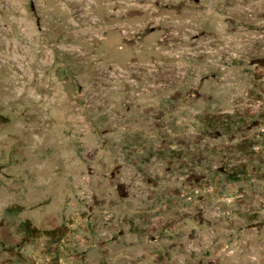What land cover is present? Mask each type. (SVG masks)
<instances>
[{"label":"rangeland","instance_id":"1","mask_svg":"<svg viewBox=\"0 0 264 264\" xmlns=\"http://www.w3.org/2000/svg\"><path fill=\"white\" fill-rule=\"evenodd\" d=\"M0 116V264H264V0H0Z\"/></svg>","mask_w":264,"mask_h":264},{"label":"bare ground","instance_id":"2","mask_svg":"<svg viewBox=\"0 0 264 264\" xmlns=\"http://www.w3.org/2000/svg\"><path fill=\"white\" fill-rule=\"evenodd\" d=\"M138 1V0H137ZM149 1V0H148ZM182 1V0H181ZM129 2V1H128ZM152 2V1H151ZM175 2V1H174ZM130 3V2H129ZM166 3V2H165ZM177 4V3H176ZM144 6V5H143ZM155 8V7H154ZM184 8H186V7H184ZM143 9H145L146 11H148V13L144 16V19L145 20H147L146 22V26H150V25H153V24H155V28L157 29V28H160L162 25H163V22H165V21H167V27L165 28V36H163V37H161V43H162V45L163 46H167V47H169V46H171V42L174 40V39H176V40H178L179 41V45H181L180 46V48H182V49H184L185 51H186V49H188V50H195V49H201V48H203V47H205L204 46V44L203 43H205V42H203L200 38H198V37H196L195 36V31H194V29H196L197 28V26L196 27H194V22H196L194 19V17H196V16H201V15H205L206 14V12L204 11V12H202V13H199V14H196V12L192 15V11L190 12V11H188V10H184L183 11V16L182 17H192V18H190V20L189 21H181L180 23H177L179 26H181L182 27V29L183 30H181V32L180 33H178V35H176L175 33H173L172 32V29L171 28H169L168 26H170L171 27V25H169L170 23L172 24V22H173V18H174V14L175 13H172V14H168V18L169 19H165L164 17H161L162 16V14H161V12H159V11H155V10H153L152 9V7H144ZM174 11V10H173ZM143 13V12H142ZM157 14H159V15H161V16H159V15H157ZM167 14V13H166ZM165 15V14H164ZM176 15V14H175ZM178 16V15H177ZM217 17H219V16H217ZM221 17V16H220ZM143 19V20H144ZM177 19V18H176ZM181 19V18H180ZM201 19V18H200ZM222 19H223V17H222ZM226 19V18H225ZM168 20H170V21H168ZM179 20V19H178ZM199 20H197V22H198ZM142 22V21H141ZM176 22V21H175ZM204 22V21H203ZM203 22H201V23H203ZM174 23V22H173ZM199 23V22H198ZM176 24V23H175ZM196 24V23H195ZM142 25V24H141ZM164 25H165V23H164ZM204 26V25H203ZM173 27V26H172ZM188 28V29H187ZM166 29H167V31H166ZM200 31V30H199ZM221 32V31H220ZM126 33L128 34V32L126 31ZM198 33V32H197ZM189 35V36H188ZM233 37V36H232ZM231 37V38H232ZM218 40V39H217ZM177 41V42H178ZM208 41V40H207ZM206 41V42H207ZM220 41V40H219ZM173 43V42H172ZM213 43V42H212ZM219 43V42H218ZM207 44V43H206ZM220 44H222V43H220ZM176 48V47H175ZM209 49V48H208ZM179 50V49H178ZM174 53V52H173ZM173 55V54H172ZM176 65V64H175ZM178 73H180L178 70H177V67H175L173 70H168L166 73H163V75H164V77L166 78V79H173V78H175L177 75H179ZM200 75H202V74H200ZM162 76V75H161ZM199 76V75H198ZM173 80H175V79H173ZM164 85V84H163Z\"/></svg>","mask_w":264,"mask_h":264},{"label":"trees","instance_id":"3","mask_svg":"<svg viewBox=\"0 0 264 264\" xmlns=\"http://www.w3.org/2000/svg\"><path fill=\"white\" fill-rule=\"evenodd\" d=\"M4 117L0 116V122ZM204 122L212 129H223L225 131H231L234 128H241L239 125V121L235 119V115L233 114H220V115H207L204 117ZM247 143V141H246ZM251 148L252 143L248 144ZM165 154V153H162ZM247 165L243 164L241 167H236L233 173L228 175V180L230 181H238L240 180V176L247 175ZM19 208H9L7 210L8 214H13L18 212ZM21 228L24 232L30 237H38L41 234V231L35 227H32V223L30 221H25L21 223ZM68 228L65 225H62L53 230H46L43 234L47 237L48 251L51 254H54L56 258L59 256V250L55 248V246H59L64 238L68 235Z\"/></svg>","mask_w":264,"mask_h":264}]
</instances>
